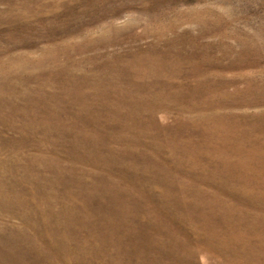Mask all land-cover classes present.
<instances>
[{"label":"rangeland","instance_id":"obj_1","mask_svg":"<svg viewBox=\"0 0 264 264\" xmlns=\"http://www.w3.org/2000/svg\"><path fill=\"white\" fill-rule=\"evenodd\" d=\"M0 264H264V0H0Z\"/></svg>","mask_w":264,"mask_h":264}]
</instances>
